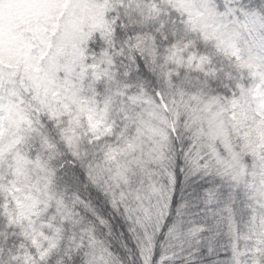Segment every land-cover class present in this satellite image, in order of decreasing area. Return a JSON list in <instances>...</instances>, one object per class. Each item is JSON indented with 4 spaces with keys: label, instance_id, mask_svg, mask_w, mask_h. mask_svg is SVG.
<instances>
[{
    "label": "snow or ice",
    "instance_id": "1",
    "mask_svg": "<svg viewBox=\"0 0 264 264\" xmlns=\"http://www.w3.org/2000/svg\"><path fill=\"white\" fill-rule=\"evenodd\" d=\"M0 264H264V0H0Z\"/></svg>",
    "mask_w": 264,
    "mask_h": 264
}]
</instances>
